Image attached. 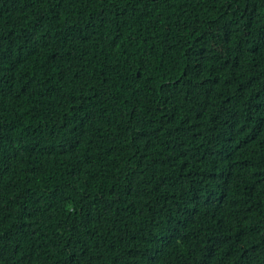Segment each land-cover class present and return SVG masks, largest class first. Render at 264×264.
Returning <instances> with one entry per match:
<instances>
[{"label":"trees","instance_id":"trees-1","mask_svg":"<svg viewBox=\"0 0 264 264\" xmlns=\"http://www.w3.org/2000/svg\"><path fill=\"white\" fill-rule=\"evenodd\" d=\"M0 264H264V0H0Z\"/></svg>","mask_w":264,"mask_h":264}]
</instances>
